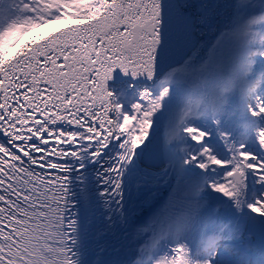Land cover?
<instances>
[{
  "label": "snow or ice",
  "instance_id": "6c2138e0",
  "mask_svg": "<svg viewBox=\"0 0 264 264\" xmlns=\"http://www.w3.org/2000/svg\"><path fill=\"white\" fill-rule=\"evenodd\" d=\"M0 20V264H264V0Z\"/></svg>",
  "mask_w": 264,
  "mask_h": 264
},
{
  "label": "bare ground",
  "instance_id": "6f19581e",
  "mask_svg": "<svg viewBox=\"0 0 264 264\" xmlns=\"http://www.w3.org/2000/svg\"><path fill=\"white\" fill-rule=\"evenodd\" d=\"M3 23H4V21H3V20H0V26H3ZM164 131H165V129L162 128V129H161V135H162V136H163V134H164Z\"/></svg>",
  "mask_w": 264,
  "mask_h": 264
}]
</instances>
